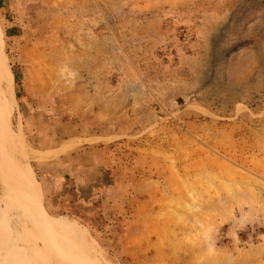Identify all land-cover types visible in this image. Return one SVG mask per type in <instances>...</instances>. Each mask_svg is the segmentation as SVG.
Wrapping results in <instances>:
<instances>
[{
	"label": "rangeland",
	"instance_id": "obj_1",
	"mask_svg": "<svg viewBox=\"0 0 264 264\" xmlns=\"http://www.w3.org/2000/svg\"><path fill=\"white\" fill-rule=\"evenodd\" d=\"M0 47L12 131L65 149L0 161V264H264V0H0Z\"/></svg>",
	"mask_w": 264,
	"mask_h": 264
},
{
	"label": "bare ground",
	"instance_id": "obj_2",
	"mask_svg": "<svg viewBox=\"0 0 264 264\" xmlns=\"http://www.w3.org/2000/svg\"><path fill=\"white\" fill-rule=\"evenodd\" d=\"M15 95L16 94H15V86H14V75L12 73L7 54L4 48L0 47V133L4 134L6 140V146L8 149L7 153H5L3 149H1L0 147V151H1L0 161L2 163L1 169L4 171L6 178L9 179L11 182L17 184L22 190H26L27 188L33 190L32 180L35 175L32 172V169L25 164L30 159V156H33L34 159L36 158L37 160L41 161L47 159V157L50 158L49 154L53 153L56 155V153L63 151L65 149L58 150V152L32 150L25 143L24 134L22 130H20V132L17 134L12 131L10 126V115L13 107L12 104L15 102ZM2 206L5 215L10 217L21 229L22 233L29 239V237H31L32 232L30 226L28 225V222L34 221L35 217L30 215L31 213L28 214L25 211H23L22 208L21 210L19 209V207H16L14 205L11 204L7 205L4 200L2 201ZM70 223L72 230L74 229V233L76 234L78 232L77 228L79 226L76 228L73 226L74 223L73 224L72 222ZM57 224L60 225V228L64 226L62 222L61 223L59 222ZM51 225L52 223L50 225L46 224L47 228ZM82 234H79V236H81ZM86 234L88 238L91 239L88 233ZM92 242L95 241L92 240L91 243ZM28 253L34 264H41L31 250H28ZM9 260H10V264H16L13 262L12 259Z\"/></svg>",
	"mask_w": 264,
	"mask_h": 264
}]
</instances>
